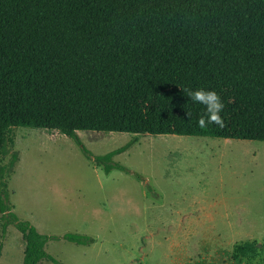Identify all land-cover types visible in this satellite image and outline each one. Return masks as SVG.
Here are the masks:
<instances>
[{"label": "trees", "instance_id": "obj_1", "mask_svg": "<svg viewBox=\"0 0 264 264\" xmlns=\"http://www.w3.org/2000/svg\"><path fill=\"white\" fill-rule=\"evenodd\" d=\"M201 88L219 95L223 126H198L206 109L187 90ZM13 128L57 132L88 158L78 132L264 142V0H0V162ZM126 149L93 160L125 170L112 158ZM16 162L0 165V213L22 264H59L50 240L89 246L18 220L6 182ZM256 250L235 244L232 260Z\"/></svg>", "mask_w": 264, "mask_h": 264}, {"label": "rangeland", "instance_id": "obj_2", "mask_svg": "<svg viewBox=\"0 0 264 264\" xmlns=\"http://www.w3.org/2000/svg\"><path fill=\"white\" fill-rule=\"evenodd\" d=\"M93 158L53 131L13 128L6 178L19 221L45 236H86L89 246L50 240L59 264H236L235 244L255 253L242 264H264V142L174 135L78 132ZM125 170L105 173L94 158ZM0 264H22L23 242L2 230ZM39 264H52L45 260Z\"/></svg>", "mask_w": 264, "mask_h": 264}, {"label": "clouds", "instance_id": "obj_3", "mask_svg": "<svg viewBox=\"0 0 264 264\" xmlns=\"http://www.w3.org/2000/svg\"><path fill=\"white\" fill-rule=\"evenodd\" d=\"M187 95L191 97L194 102L205 106V113L201 115L197 121L200 128H205L209 124L223 126V120L220 113L222 112L224 105L215 91H206L201 88L194 91L187 90Z\"/></svg>", "mask_w": 264, "mask_h": 264}, {"label": "crops", "instance_id": "obj_4", "mask_svg": "<svg viewBox=\"0 0 264 264\" xmlns=\"http://www.w3.org/2000/svg\"><path fill=\"white\" fill-rule=\"evenodd\" d=\"M224 140V139H223Z\"/></svg>", "mask_w": 264, "mask_h": 264}]
</instances>
